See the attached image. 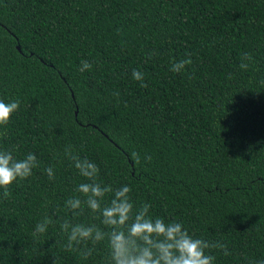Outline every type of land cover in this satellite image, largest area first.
<instances>
[{
    "label": "trees",
    "instance_id": "1",
    "mask_svg": "<svg viewBox=\"0 0 264 264\" xmlns=\"http://www.w3.org/2000/svg\"><path fill=\"white\" fill-rule=\"evenodd\" d=\"M0 100L20 101L0 151L39 162L0 190V264H105L106 242L86 260L65 250V219L99 224L65 208L86 182L69 146L134 210L226 244L214 264H264V0H0Z\"/></svg>",
    "mask_w": 264,
    "mask_h": 264
},
{
    "label": "clouds",
    "instance_id": "2",
    "mask_svg": "<svg viewBox=\"0 0 264 264\" xmlns=\"http://www.w3.org/2000/svg\"><path fill=\"white\" fill-rule=\"evenodd\" d=\"M252 61V55L244 53L239 67L247 70ZM190 63V58L173 62L170 71L180 73ZM91 67L87 60H82L79 71L83 73L91 70ZM132 78L140 81L141 87H147L142 82L143 73L140 71L133 70ZM19 108V100L7 103L0 100V129L7 128ZM4 135L6 132H0V137ZM64 155L86 181L75 189L80 195L65 201V208L72 217L83 216L86 209L90 210L93 220L99 221V224H86L65 219L60 229L66 236V251H77L81 259L86 260L93 255L96 245L106 242L108 256L105 264H214L215 256L208 254V250L213 248L230 255L227 245L222 242L195 238L179 222L165 223L163 218H153L149 214L150 204H143L134 210L129 186L114 190L111 185H102L98 182L99 168L93 161L81 159L70 146L64 150ZM132 157L137 163L140 162L138 153L133 152ZM146 160L150 162L151 157L147 156ZM37 167L39 162L33 153L18 160L12 151H0V190L3 198L7 200L11 196V186L27 180ZM45 172L50 181L55 179L52 167L46 168ZM107 194H112V198L105 202ZM52 223V218L45 216L36 224L33 235L46 233Z\"/></svg>",
    "mask_w": 264,
    "mask_h": 264
},
{
    "label": "water",
    "instance_id": "3",
    "mask_svg": "<svg viewBox=\"0 0 264 264\" xmlns=\"http://www.w3.org/2000/svg\"><path fill=\"white\" fill-rule=\"evenodd\" d=\"M19 50V48H17Z\"/></svg>",
    "mask_w": 264,
    "mask_h": 264
}]
</instances>
